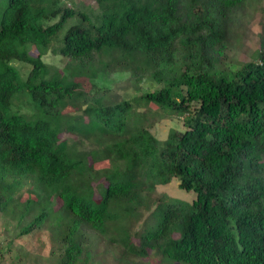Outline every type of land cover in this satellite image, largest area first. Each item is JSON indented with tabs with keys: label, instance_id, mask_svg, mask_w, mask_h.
Returning a JSON list of instances; mask_svg holds the SVG:
<instances>
[{
	"label": "trees",
	"instance_id": "trees-1",
	"mask_svg": "<svg viewBox=\"0 0 264 264\" xmlns=\"http://www.w3.org/2000/svg\"><path fill=\"white\" fill-rule=\"evenodd\" d=\"M0 7V216L20 237L57 220L59 264H89L85 231L124 264H264V0ZM163 113L184 129L160 140ZM175 178L192 202L156 193Z\"/></svg>",
	"mask_w": 264,
	"mask_h": 264
},
{
	"label": "rangeland",
	"instance_id": "rangeland-1",
	"mask_svg": "<svg viewBox=\"0 0 264 264\" xmlns=\"http://www.w3.org/2000/svg\"><path fill=\"white\" fill-rule=\"evenodd\" d=\"M68 2V0H66ZM6 0H0V3L4 6ZM70 6V5H69ZM1 8V7H0ZM2 9H0V20L2 17ZM260 28L255 25L253 28L249 29L247 35L244 38L242 47H236L234 55L242 62H247L252 60L254 52L260 47V39L258 33ZM46 61L52 64L61 65L58 58L54 57L52 54H48ZM87 84V83H86ZM120 87H125L120 91V96L124 94L126 99L131 98L135 95V89L129 85L127 82H119ZM145 87L152 86L151 84L145 82ZM122 93V94H121ZM24 102H19L13 105L12 111L17 112L20 108L22 110H27L26 106L23 105ZM184 129L183 120L178 117H172L168 114H162L156 121L154 128L152 129L154 134L160 139L165 140L168 136L170 129ZM179 180L173 179V181L168 185H159L156 189L157 194L170 196L174 199H179L182 201L192 202L195 198L194 192H187L179 187ZM156 205V204H154ZM153 205V207H154ZM9 220V223L4 216H0V241L4 242V253L3 259L0 257V264H59L61 252L59 250L60 236V226L57 220H52L48 223L47 229L42 230L38 233L31 235H25L20 237L19 230L16 227V223L13 220ZM142 223L136 227V231L140 230ZM152 224L143 230V233L151 230ZM88 237V243L96 245L97 249L91 248L93 251L89 264H100L103 259L104 263L110 264L115 263L120 260V264L123 263V259L120 257L121 253L115 247L107 245L104 240H99L96 238L95 234L90 231H85ZM19 236V237H17ZM17 237V238H16ZM16 238V239H12ZM8 249H11L8 252ZM122 261V262H121ZM129 261L133 264H173L167 259L163 258L161 255H157L154 252L150 253L148 258H136L130 257Z\"/></svg>",
	"mask_w": 264,
	"mask_h": 264
}]
</instances>
